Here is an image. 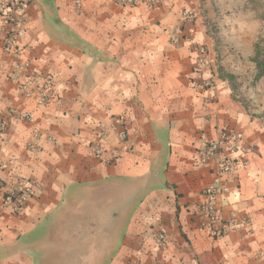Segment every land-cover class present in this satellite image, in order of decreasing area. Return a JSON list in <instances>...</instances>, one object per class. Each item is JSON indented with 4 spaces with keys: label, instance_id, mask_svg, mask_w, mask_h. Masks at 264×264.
I'll return each instance as SVG.
<instances>
[{
    "label": "crops",
    "instance_id": "1",
    "mask_svg": "<svg viewBox=\"0 0 264 264\" xmlns=\"http://www.w3.org/2000/svg\"><path fill=\"white\" fill-rule=\"evenodd\" d=\"M22 1L26 25L11 52L0 15V264H264V78L246 85L255 48L233 41L214 52L202 19L182 18L233 1ZM197 45L209 52L208 89L196 85ZM17 64L53 79L45 106L20 96ZM30 112L34 122L21 118ZM119 118L129 152L116 138ZM224 129L241 142L223 216L236 211L249 224L214 238L200 230L198 209L217 161L198 158ZM104 133L105 151L121 152L112 164L92 150ZM20 181L35 189L13 213L5 196Z\"/></svg>",
    "mask_w": 264,
    "mask_h": 264
},
{
    "label": "built area",
    "instance_id": "2",
    "mask_svg": "<svg viewBox=\"0 0 264 264\" xmlns=\"http://www.w3.org/2000/svg\"><path fill=\"white\" fill-rule=\"evenodd\" d=\"M118 4L124 7H136L138 5L156 6L161 0H117ZM77 7H81V0H77ZM0 15L3 18V25L8 28V40L5 46L7 52H11L16 42L25 28L26 19L24 18V3L22 0H2L0 2ZM183 22H193L195 16L184 11L182 13ZM182 27L176 29L172 35V43L179 46L182 39ZM196 53V85L200 88L208 89L211 81L205 76L209 66V52L206 46L197 45ZM29 65H16L11 78L17 84V90L21 97L34 99L38 106H45L51 99V91L54 86L52 78L40 75L36 72L28 71ZM22 119L34 122L35 115L26 113L21 115ZM5 128V124H1ZM117 140L124 152H129L132 145L128 140L127 131L123 127L121 118L115 121ZM34 139L39 138V134L34 133ZM104 133L97 142L92 145L93 153L98 158H103L107 163H114L121 152L115 150L107 153L102 145V139H106ZM241 135L232 129H224L215 141L207 143L200 151L198 163L205 166L213 158L217 161L218 181L216 184L207 187L203 192V202L199 206L200 215L199 228L211 234L214 238L225 237L232 230H240L247 227L249 220L246 216L234 212L229 219L223 216V207L226 202L227 194L237 172V155L240 150ZM32 146V143L29 144ZM35 183L31 181H20L13 189L9 190L5 196V203L13 213H20L27 201L32 197ZM161 246L165 245V236L158 238ZM141 264V263H139Z\"/></svg>",
    "mask_w": 264,
    "mask_h": 264
},
{
    "label": "rangeland",
    "instance_id": "3",
    "mask_svg": "<svg viewBox=\"0 0 264 264\" xmlns=\"http://www.w3.org/2000/svg\"><path fill=\"white\" fill-rule=\"evenodd\" d=\"M229 3V0H221ZM233 1V2H232ZM228 4L230 9H222L223 5L215 3L216 9L206 11H188L195 16L193 22L202 19L203 23L208 26V35L216 44L214 52H221L225 47L231 51L234 50V42L244 52H250V43H253V49L257 44L263 47L264 40V0H232ZM219 4V5H218ZM244 6V11H242ZM229 22H231L229 24ZM230 40V41H228ZM254 52V50H253ZM219 56V55H218ZM250 63V58H247ZM250 87H253L252 81L247 80ZM238 95L239 92H238ZM241 99L247 101V97L241 96ZM249 103V102H248Z\"/></svg>",
    "mask_w": 264,
    "mask_h": 264
},
{
    "label": "trees",
    "instance_id": "4",
    "mask_svg": "<svg viewBox=\"0 0 264 264\" xmlns=\"http://www.w3.org/2000/svg\"><path fill=\"white\" fill-rule=\"evenodd\" d=\"M262 43H263V47H261L260 44L256 45L255 55L251 58V62L254 64V70H255L254 78L252 82L253 85H256L264 78V40L262 41ZM225 79L229 80L231 84L235 81V78L232 75L225 76ZM233 90L234 92H236V87L234 85H233ZM238 101H241V98L238 99Z\"/></svg>",
    "mask_w": 264,
    "mask_h": 264
}]
</instances>
